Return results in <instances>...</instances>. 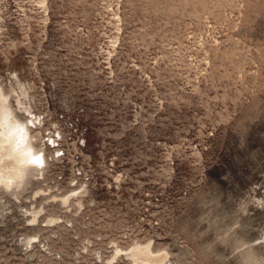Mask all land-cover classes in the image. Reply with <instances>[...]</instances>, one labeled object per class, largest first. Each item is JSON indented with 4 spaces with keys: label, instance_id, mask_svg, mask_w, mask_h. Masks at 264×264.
Returning a JSON list of instances; mask_svg holds the SVG:
<instances>
[{
    "label": "rangeland",
    "instance_id": "1",
    "mask_svg": "<svg viewBox=\"0 0 264 264\" xmlns=\"http://www.w3.org/2000/svg\"><path fill=\"white\" fill-rule=\"evenodd\" d=\"M0 85V264H264V0H0Z\"/></svg>",
    "mask_w": 264,
    "mask_h": 264
},
{
    "label": "bare ground",
    "instance_id": "2",
    "mask_svg": "<svg viewBox=\"0 0 264 264\" xmlns=\"http://www.w3.org/2000/svg\"><path fill=\"white\" fill-rule=\"evenodd\" d=\"M20 96L16 98L21 109L23 101ZM26 107L27 105L24 108L28 110ZM30 121L21 120L11 104L10 93L0 85V185H5L8 189L14 185H23L22 181L30 167L40 169L45 164L44 155L32 142ZM131 255L135 264H164L166 260L165 255H153L149 247L142 244L132 248Z\"/></svg>",
    "mask_w": 264,
    "mask_h": 264
}]
</instances>
